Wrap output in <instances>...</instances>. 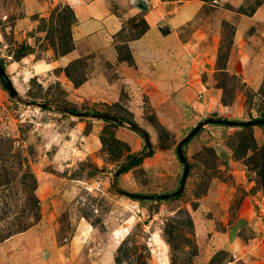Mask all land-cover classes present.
<instances>
[{
  "label": "rangeland",
  "instance_id": "1",
  "mask_svg": "<svg viewBox=\"0 0 264 264\" xmlns=\"http://www.w3.org/2000/svg\"><path fill=\"white\" fill-rule=\"evenodd\" d=\"M105 2L0 0V264H264V0Z\"/></svg>",
  "mask_w": 264,
  "mask_h": 264
},
{
  "label": "crops",
  "instance_id": "2",
  "mask_svg": "<svg viewBox=\"0 0 264 264\" xmlns=\"http://www.w3.org/2000/svg\"><path fill=\"white\" fill-rule=\"evenodd\" d=\"M75 1L78 4L74 6V8H76L77 15H79V17L83 19V22L88 20L92 22V18H103V23H113V18L110 17V9L105 0H90L88 2H86L85 0ZM262 8H264V6ZM103 23H101V25Z\"/></svg>",
  "mask_w": 264,
  "mask_h": 264
},
{
  "label": "water",
  "instance_id": "3",
  "mask_svg": "<svg viewBox=\"0 0 264 264\" xmlns=\"http://www.w3.org/2000/svg\"><path fill=\"white\" fill-rule=\"evenodd\" d=\"M208 123H212V124H226V125H238L240 123H236V122H230V121H224V120H208V121H203L200 122L198 126L195 127V129L192 131L191 135L196 134L198 131H200L205 125H207ZM263 180H264V169H263Z\"/></svg>",
  "mask_w": 264,
  "mask_h": 264
},
{
  "label": "built area",
  "instance_id": "4",
  "mask_svg": "<svg viewBox=\"0 0 264 264\" xmlns=\"http://www.w3.org/2000/svg\"><path fill=\"white\" fill-rule=\"evenodd\" d=\"M204 89H205V87H204ZM200 97H202V95H201ZM203 128H204V127H203ZM262 211H264V210H262Z\"/></svg>",
  "mask_w": 264,
  "mask_h": 264
}]
</instances>
